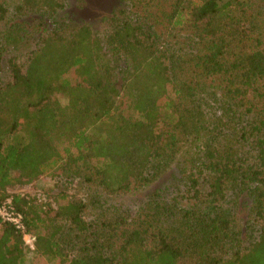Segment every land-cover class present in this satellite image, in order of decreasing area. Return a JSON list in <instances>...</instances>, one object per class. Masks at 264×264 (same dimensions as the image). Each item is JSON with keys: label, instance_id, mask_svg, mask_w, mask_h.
Returning <instances> with one entry per match:
<instances>
[{"label": "trees", "instance_id": "1", "mask_svg": "<svg viewBox=\"0 0 264 264\" xmlns=\"http://www.w3.org/2000/svg\"><path fill=\"white\" fill-rule=\"evenodd\" d=\"M122 1L98 32L58 21L65 0H20L11 16L0 2V205L10 200L35 237L30 248L0 217V264H26L27 253L49 264H264V225L235 248L222 207L248 191L264 222V0ZM161 27L187 35L185 47ZM209 86L230 143L200 136ZM189 144L200 148L189 206L153 198L134 216L90 222L65 192L74 180L110 194L149 185ZM57 171L55 207L10 192Z\"/></svg>", "mask_w": 264, "mask_h": 264}, {"label": "rangeland", "instance_id": "2", "mask_svg": "<svg viewBox=\"0 0 264 264\" xmlns=\"http://www.w3.org/2000/svg\"><path fill=\"white\" fill-rule=\"evenodd\" d=\"M20 0H0L9 10V15L13 13V8ZM124 5L122 0H65V7L58 12L56 19L63 21L70 26H78L88 23L92 30L98 32L102 28V22L116 8ZM167 8V3L163 4ZM157 10L155 9L154 13ZM4 22H0V30ZM162 28V27H161ZM177 30L170 31L163 27L161 30L162 39L175 45V48H184L187 35L176 39L174 36ZM213 87L203 88L202 115L204 116L205 133L200 134L202 140L213 137L215 145L230 143L231 136L234 135L232 125L226 123V117L222 113L220 92H216ZM57 98L64 103L65 97L61 94ZM225 109V105H224ZM221 128V130L219 129ZM200 141L197 142V144ZM190 145V144H189ZM200 148L194 144L186 146L179 152L177 159L171 164L164 174L149 185L135 186L130 191L123 194H110L96 184H85L78 180L67 183L66 193L72 197L80 198L85 203L83 217L87 221L96 222L100 217L119 212L126 215H136L147 202L159 199L175 203L177 206L186 207L196 200L187 191L186 175L190 172V156L195 155ZM62 183L60 172L55 175H43L37 180L19 184L10 190L11 193L26 195L38 198L42 202L50 203L55 207L54 200L57 185ZM155 194L157 197H153ZM197 201V200H196ZM222 207L231 217L233 232L238 236L235 248L242 249L254 241L260 232V227L264 225L263 220L256 219L252 213V198L248 191L230 193L222 204ZM26 264H49L42 256L34 253H27Z\"/></svg>", "mask_w": 264, "mask_h": 264}, {"label": "built area", "instance_id": "3", "mask_svg": "<svg viewBox=\"0 0 264 264\" xmlns=\"http://www.w3.org/2000/svg\"><path fill=\"white\" fill-rule=\"evenodd\" d=\"M0 217L5 221L14 223L16 228L22 231L23 240L30 248H34L35 237L26 231L22 221V213L15 209L10 200H7L5 203L0 205Z\"/></svg>", "mask_w": 264, "mask_h": 264}]
</instances>
